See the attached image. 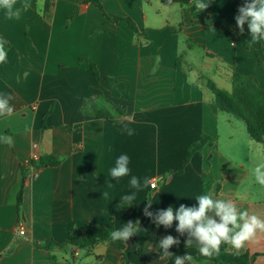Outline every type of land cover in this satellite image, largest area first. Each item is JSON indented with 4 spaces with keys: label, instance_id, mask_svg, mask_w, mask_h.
Segmentation results:
<instances>
[{
    "label": "crops",
    "instance_id": "obj_1",
    "mask_svg": "<svg viewBox=\"0 0 264 264\" xmlns=\"http://www.w3.org/2000/svg\"><path fill=\"white\" fill-rule=\"evenodd\" d=\"M98 1L102 7L90 0H17L19 15L12 17L0 8V39L10 43L0 64V96H10L14 107L10 116H0V136L12 138L11 144L0 143V264H64L66 254L56 249L60 260L52 261L35 244L64 243L89 226L118 229L137 219L142 230L128 243L126 256L131 264H146L138 248L155 227L163 238L188 239L176 232L178 222L165 228L141 215L147 195L154 215L169 206H197L203 171L216 177L213 198L231 200L264 219V199L245 185L250 173L244 162L255 142L248 134L238 137L229 118L221 121L230 114L214 109L207 84L212 80L231 92L236 70L255 76L264 90V57L261 67L255 53L222 28H234L245 0H212L202 12L194 9L195 0ZM114 16L131 18L141 33L109 19ZM242 35L254 48L264 46V40H251L247 25ZM82 57L97 65L99 80L80 64ZM100 110L112 120L94 116ZM203 134L212 143L193 156L184 174H170ZM35 146L61 164L32 175L20 217V166L31 161ZM122 154L129 157L130 173L114 180L109 172ZM132 176L149 183L137 191L130 187ZM133 192L134 204L118 210L120 198ZM73 250L81 264H98L96 256L105 264H125L114 242L98 243L90 254ZM169 251L174 255L166 264H174L175 255H194L190 248ZM229 251L264 253V233L239 251L229 245ZM256 263L264 264V256Z\"/></svg>",
    "mask_w": 264,
    "mask_h": 264
},
{
    "label": "trees",
    "instance_id": "obj_2",
    "mask_svg": "<svg viewBox=\"0 0 264 264\" xmlns=\"http://www.w3.org/2000/svg\"><path fill=\"white\" fill-rule=\"evenodd\" d=\"M90 2L95 3L99 7H102L98 0H90ZM193 7L194 9H196L195 2ZM109 19L114 21H123L129 27V29L134 32L136 36L141 33L137 24L134 22V20L129 17L114 16L109 17ZM191 23L193 24L197 22ZM222 28L232 37L234 42L241 41L248 50L254 52L258 59L259 65L262 67V57H264L263 45H261L259 48H254L240 33L236 22L233 29L228 27ZM235 29L236 31H238L237 34ZM2 40L6 41L5 39ZM9 48L10 43L6 41L5 50L7 51ZM82 63H86L89 66L90 71L98 80L101 78L97 65L90 58H80V64ZM104 79L108 81L112 86L116 84V81L113 78L104 77ZM232 81L233 89L231 92L219 88L212 80L207 81L208 87L215 95L214 109L216 111L218 110L229 113L237 119L242 120L246 125V130L249 137L256 143L264 145V90L260 86L255 76L243 74L236 70L233 72ZM94 92L96 94H100L99 90L94 89ZM51 112L52 109L47 112L45 118ZM119 112L122 113L121 110H119ZM94 116H96L97 118L112 120V117L109 113L103 112L101 110L99 112H96ZM212 141L213 139L210 136L203 134L199 141L190 144L186 151V155L181 166L171 171L170 174H184L193 156L195 154H200L204 147L208 144H211ZM60 164V158L52 155H45L41 156L39 161L31 160L30 162L22 164L20 166L21 180L16 194V203L18 206V212L20 217H22L23 213L22 204L24 188L30 182L32 175L38 174L42 168L57 167ZM214 182L215 180L212 173L205 171L202 173V195L209 194L210 190L214 185ZM148 201H151V194L147 195L145 207L147 206ZM127 209H129V206H127ZM144 209L141 215H144ZM113 230H115L113 226L107 227L94 225L87 227L81 236H76L71 233L69 239L64 243H58L53 240H46L42 244L36 243L35 245L41 246L44 249L48 250L51 253L52 261L60 260L59 256L55 252V250L58 249V251L63 252L67 255L66 259L63 260L64 264H81V262L78 261L76 251L73 250L74 247H77L79 250H85L87 254H90L92 253L93 248L98 243L114 242L117 247L121 250L122 261L125 264H131L126 256V248L128 243L134 237V235L126 242L125 245L122 242L113 241L110 238L109 233ZM161 239H163V237L157 235V227H155L150 237L138 248V254L146 264H166L168 262V257H164L162 255V251H160L159 249V241ZM179 240L180 244L175 247L183 249H192L194 251V264H257V258L259 256H264V253L239 254L235 251H229L228 244H222L219 255H215L211 258H208L202 256L199 253L198 246L196 243H193L191 246L186 247L185 241L187 240V238H181ZM96 260L98 264H105L102 262L103 256H96Z\"/></svg>",
    "mask_w": 264,
    "mask_h": 264
},
{
    "label": "clouds",
    "instance_id": "obj_3",
    "mask_svg": "<svg viewBox=\"0 0 264 264\" xmlns=\"http://www.w3.org/2000/svg\"><path fill=\"white\" fill-rule=\"evenodd\" d=\"M212 0H195V8L199 12L209 8ZM17 0H0V8L6 10L9 17L18 16L19 10L16 8ZM240 33L243 34L245 25L249 31L251 40L258 42L264 40V0H245L238 9L235 16ZM6 41L0 39V64L7 60L5 50ZM10 96H0V116H10L14 107L10 104ZM129 136L133 134L131 129L127 130ZM0 143L5 145L12 143L10 136H0ZM235 160V158H232ZM129 157L126 154L120 155L115 166L110 169V176L114 180L128 176L130 173ZM255 182L264 187V164H257L251 170ZM149 181L145 179L143 185L138 177L132 176L130 187L141 190L147 186ZM104 195H107L104 193ZM136 193L124 195L120 198L117 209L134 204ZM197 206H187L181 204L178 208L169 206L166 210H160L155 215L148 209L152 202L148 201L144 209V215L153 220L157 225L171 228L174 221L178 222L176 232L181 236L187 234L186 247L196 242L199 253L211 258L219 255L222 244H228L239 251L246 242L254 239L257 233H264V219L258 215L250 214L247 210H240L237 204L231 200L215 199L211 194H203L195 198ZM140 221L129 220L121 228L109 233L113 241H119L126 245V242L141 231ZM180 240L172 235H167L159 241V249L162 255L169 257L174 255L169 251L173 246H178ZM174 264H194V257L191 254L175 255Z\"/></svg>",
    "mask_w": 264,
    "mask_h": 264
},
{
    "label": "rangeland",
    "instance_id": "obj_4",
    "mask_svg": "<svg viewBox=\"0 0 264 264\" xmlns=\"http://www.w3.org/2000/svg\"><path fill=\"white\" fill-rule=\"evenodd\" d=\"M224 116H230V117H221L222 122H226V119L229 118V120L231 122L236 124V126H237L236 135L238 137L247 136L246 134H248V133L246 130V126L242 120L237 119L236 117L232 116L231 114L230 115H224ZM225 135L226 134H223V132H222V138L225 137ZM221 147H223L222 142H221ZM247 157L249 159L246 160L244 163L247 164V169L249 170L250 176L248 178H246L245 185L247 186V184H248V188L252 189L254 191V194H255L257 199H264V187H261L258 183L255 182V179L252 176V172H251L252 168L255 167V165L264 164V145H259V144L257 145V143L255 142L253 150L251 152L250 151L247 152ZM203 167L206 170L207 166L205 163H204ZM205 172H207V171H205ZM192 173H193V170L190 171V174H192ZM214 175H215V173H214ZM215 178L216 177L214 176V179Z\"/></svg>",
    "mask_w": 264,
    "mask_h": 264
},
{
    "label": "built area",
    "instance_id": "obj_5",
    "mask_svg": "<svg viewBox=\"0 0 264 264\" xmlns=\"http://www.w3.org/2000/svg\"><path fill=\"white\" fill-rule=\"evenodd\" d=\"M40 157H41V154H40L39 148L37 146H35V150H34V152L32 154V159L31 160L39 161ZM33 175L36 176L37 174H33ZM150 187L152 189L157 188V183L156 182H152L150 184ZM19 234L20 235H25V230L23 228H20L19 229Z\"/></svg>",
    "mask_w": 264,
    "mask_h": 264
},
{
    "label": "water",
    "instance_id": "obj_6",
    "mask_svg": "<svg viewBox=\"0 0 264 264\" xmlns=\"http://www.w3.org/2000/svg\"><path fill=\"white\" fill-rule=\"evenodd\" d=\"M77 247H75V249H76Z\"/></svg>",
    "mask_w": 264,
    "mask_h": 264
}]
</instances>
